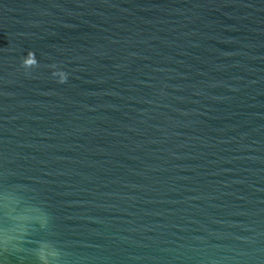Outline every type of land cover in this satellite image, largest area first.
I'll return each instance as SVG.
<instances>
[{"label":"water","instance_id":"water-1","mask_svg":"<svg viewBox=\"0 0 264 264\" xmlns=\"http://www.w3.org/2000/svg\"><path fill=\"white\" fill-rule=\"evenodd\" d=\"M0 264H264V0H0Z\"/></svg>","mask_w":264,"mask_h":264},{"label":"snow or ice","instance_id":"snow-or-ice-1","mask_svg":"<svg viewBox=\"0 0 264 264\" xmlns=\"http://www.w3.org/2000/svg\"><path fill=\"white\" fill-rule=\"evenodd\" d=\"M29 63L31 62V60L28 61Z\"/></svg>","mask_w":264,"mask_h":264}]
</instances>
